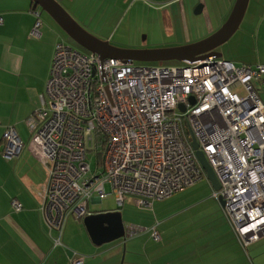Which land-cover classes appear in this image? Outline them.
Wrapping results in <instances>:
<instances>
[{
  "label": "built area",
  "instance_id": "1",
  "mask_svg": "<svg viewBox=\"0 0 264 264\" xmlns=\"http://www.w3.org/2000/svg\"><path fill=\"white\" fill-rule=\"evenodd\" d=\"M31 12V35L39 37L41 11ZM51 61L40 106L26 121V147L49 172L38 194L54 250L64 247L68 216L89 215L96 193L113 194L118 207L133 199L139 208L152 209L208 181L192 134L220 183L217 190L210 182L212 198L224 200L241 246L247 250L264 236V102L254 85L264 83V64L237 65L214 55L177 66L101 62L63 39ZM17 134L14 125L5 130V158H15L25 146ZM88 147L101 156L96 169L88 162ZM12 206L22 209L16 199ZM160 224L126 226L125 237L148 231L159 241ZM71 253V264H84V255Z\"/></svg>",
  "mask_w": 264,
  "mask_h": 264
},
{
  "label": "crops",
  "instance_id": "2",
  "mask_svg": "<svg viewBox=\"0 0 264 264\" xmlns=\"http://www.w3.org/2000/svg\"><path fill=\"white\" fill-rule=\"evenodd\" d=\"M32 5V0H0V264H71L72 253L66 245L85 256L84 264H120L121 254L118 251L112 253L116 248H109L104 245L106 243L95 244L84 225V217L76 215L67 218L64 237L62 235L64 247L52 248L38 194L46 185L49 172L26 147L31 136L26 121L40 106L39 97L46 89L55 46L63 37L40 8L41 35H31L36 22V16L31 12ZM249 5L255 19V25L252 24L255 33L250 40L258 50L246 62L236 63L228 58L237 65L264 64V0H250ZM260 86L264 89V83ZM13 125L25 146L15 158L8 159L2 154L3 134L8 126ZM103 198L94 194L88 204L89 214L118 211L91 207V204L101 203ZM14 199L22 204L20 211L13 208ZM213 199L209 198L215 205L207 208L211 216L206 218H209V223H217L220 236L211 242L193 239L188 244L191 251L170 258L168 253L162 252L172 240L168 232L164 236L161 233V240L150 245L152 238L145 231L142 236L129 240L132 249L126 253L123 264H251L221 203L218 201L216 204ZM152 224L153 221L146 223L144 228ZM141 239L145 241L142 245L144 251L136 250L141 249ZM251 246L256 247V257L264 264V236Z\"/></svg>",
  "mask_w": 264,
  "mask_h": 264
},
{
  "label": "rangeland",
  "instance_id": "3",
  "mask_svg": "<svg viewBox=\"0 0 264 264\" xmlns=\"http://www.w3.org/2000/svg\"><path fill=\"white\" fill-rule=\"evenodd\" d=\"M56 1L84 29L103 41H109L111 45L126 49H153L154 47L163 48L166 46L186 45L214 34L228 19L227 17L233 9L236 0ZM201 4L204 5V10L200 14H197L195 11ZM251 10L249 5L238 31L225 44L217 48L225 59L230 58L239 63L246 62L252 54L256 55L255 52L258 50V47L250 40L254 36L252 34L255 33L253 29L255 19L251 16ZM42 14L48 17L52 23L51 25L59 31L67 44L86 51L68 37L48 14L44 12ZM245 29L247 32H245ZM135 64L155 65L159 64V62L135 61ZM162 64L177 66L182 63L181 61L170 60L164 61ZM254 85L259 89V95L263 101L264 89L261 88L259 82H254ZM88 150V162L91 164V168L96 169L97 156H95V148L88 147ZM211 195L212 187L209 181L203 180L165 200L157 201L150 210H148L149 208H145L146 210L138 208L133 199L126 201L125 205L119 208L117 203H115L116 199L113 194L106 195L101 203L91 204V207L117 209L121 213L120 215H122L125 226L144 227L146 223L159 221L161 223L160 231L163 236L168 232L172 238L171 242L162 252L168 253L167 255L170 258H174L175 256H180L181 253L184 254L191 251V245L188 244L193 239L200 242H211L212 239L220 236L217 223L214 221L209 223V218H206L207 216H211L208 215L207 208L215 205V203L209 201V198H212ZM213 200V202L219 204L216 199ZM192 207H204V209L197 210V208ZM216 231L218 232L216 233ZM143 234L141 232L131 237L126 236L104 245L109 248H116L112 253L118 251L121 254L119 263L123 264L126 253L132 249L129 247L131 244L129 240L138 238ZM152 242L158 243L152 239L150 245ZM144 243L145 241L141 239L139 245L141 249L136 250L144 251L142 246ZM253 243L249 244L247 250L245 251L244 249V251L250 258L251 264H263L256 257V253L254 252L256 247L251 246ZM66 246L71 252H78L73 247Z\"/></svg>",
  "mask_w": 264,
  "mask_h": 264
},
{
  "label": "water",
  "instance_id": "4",
  "mask_svg": "<svg viewBox=\"0 0 264 264\" xmlns=\"http://www.w3.org/2000/svg\"><path fill=\"white\" fill-rule=\"evenodd\" d=\"M250 0H236L226 22L214 32V34L202 40L178 45L174 47H163L153 49H126L111 45L109 41H103L93 36L82 27L74 17L56 0H32V9L40 8L42 12L48 14L55 23L78 45L87 51L99 56L101 62L107 58H115L123 61L159 62L177 60L196 62L206 55L222 57L223 54L217 48L226 43L240 27L244 16L248 10ZM203 4L199 5L196 13L200 14ZM194 98L191 97V104ZM185 107L183 106V110ZM196 137L192 134V146L196 156L201 163L205 174L212 186L219 190L220 183L215 175L211 164L205 154L201 151ZM224 204V200L221 199ZM119 211H106L92 213L84 217V225L91 237V240L98 245L109 243L119 238L125 237V224Z\"/></svg>",
  "mask_w": 264,
  "mask_h": 264
},
{
  "label": "trees",
  "instance_id": "5",
  "mask_svg": "<svg viewBox=\"0 0 264 264\" xmlns=\"http://www.w3.org/2000/svg\"><path fill=\"white\" fill-rule=\"evenodd\" d=\"M95 156H97V167H99V166L101 165V161H102V160H101V156H100V155L98 156V154L95 155ZM97 167H96V168H97Z\"/></svg>",
  "mask_w": 264,
  "mask_h": 264
}]
</instances>
